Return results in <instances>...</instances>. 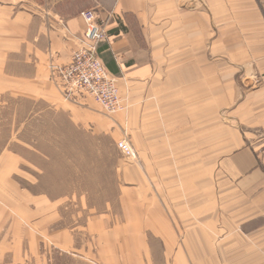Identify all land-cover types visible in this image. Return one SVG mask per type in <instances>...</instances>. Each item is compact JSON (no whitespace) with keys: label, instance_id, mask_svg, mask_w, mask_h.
Returning <instances> with one entry per match:
<instances>
[{"label":"crops","instance_id":"0c3cea01","mask_svg":"<svg viewBox=\"0 0 264 264\" xmlns=\"http://www.w3.org/2000/svg\"><path fill=\"white\" fill-rule=\"evenodd\" d=\"M89 10L114 115L52 72ZM263 145L264 0H0V264H264Z\"/></svg>","mask_w":264,"mask_h":264},{"label":"built area","instance_id":"2783aa9c","mask_svg":"<svg viewBox=\"0 0 264 264\" xmlns=\"http://www.w3.org/2000/svg\"><path fill=\"white\" fill-rule=\"evenodd\" d=\"M81 16L86 30L79 40V47L69 64L52 67L53 76L66 99L82 96L93 100L109 115L123 112L126 105L120 96L117 80L98 55L100 44L108 37L107 32L95 11H85ZM118 148L127 159H136V152L126 139L118 143ZM261 154L264 155V145Z\"/></svg>","mask_w":264,"mask_h":264}]
</instances>
